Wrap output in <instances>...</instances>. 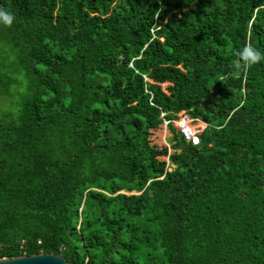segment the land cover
Segmentation results:
<instances>
[{
	"label": "trees",
	"instance_id": "1",
	"mask_svg": "<svg viewBox=\"0 0 264 264\" xmlns=\"http://www.w3.org/2000/svg\"><path fill=\"white\" fill-rule=\"evenodd\" d=\"M0 11V259L264 264V0Z\"/></svg>",
	"mask_w": 264,
	"mask_h": 264
},
{
	"label": "clouds",
	"instance_id": "2",
	"mask_svg": "<svg viewBox=\"0 0 264 264\" xmlns=\"http://www.w3.org/2000/svg\"><path fill=\"white\" fill-rule=\"evenodd\" d=\"M14 16L11 13L0 11V21L6 25H11L13 23ZM240 59L235 62V67L237 69L241 67L250 68L251 66L264 60V52L255 49L251 46H245L241 52L238 53ZM243 61V64H241Z\"/></svg>",
	"mask_w": 264,
	"mask_h": 264
},
{
	"label": "water",
	"instance_id": "3",
	"mask_svg": "<svg viewBox=\"0 0 264 264\" xmlns=\"http://www.w3.org/2000/svg\"><path fill=\"white\" fill-rule=\"evenodd\" d=\"M206 126L204 127V129L206 128ZM204 129L202 131H204ZM0 264H71V263L64 256L57 254L42 253L31 256L24 255L15 258L0 259Z\"/></svg>",
	"mask_w": 264,
	"mask_h": 264
},
{
	"label": "built area",
	"instance_id": "4",
	"mask_svg": "<svg viewBox=\"0 0 264 264\" xmlns=\"http://www.w3.org/2000/svg\"><path fill=\"white\" fill-rule=\"evenodd\" d=\"M195 122L196 121L186 113H182L178 120L173 121L177 130L183 135L187 143L193 146H199L201 144V132L194 126ZM168 124L169 122L166 121V125Z\"/></svg>",
	"mask_w": 264,
	"mask_h": 264
},
{
	"label": "rangeland",
	"instance_id": "5",
	"mask_svg": "<svg viewBox=\"0 0 264 264\" xmlns=\"http://www.w3.org/2000/svg\"><path fill=\"white\" fill-rule=\"evenodd\" d=\"M194 126L201 133L203 132L202 130L205 127V126H203V122L202 121H196ZM161 137H162V140L164 141V143H166V140L171 137V133L169 132V130L166 127L163 129Z\"/></svg>",
	"mask_w": 264,
	"mask_h": 264
},
{
	"label": "crops",
	"instance_id": "6",
	"mask_svg": "<svg viewBox=\"0 0 264 264\" xmlns=\"http://www.w3.org/2000/svg\"><path fill=\"white\" fill-rule=\"evenodd\" d=\"M206 126V125H205Z\"/></svg>",
	"mask_w": 264,
	"mask_h": 264
}]
</instances>
